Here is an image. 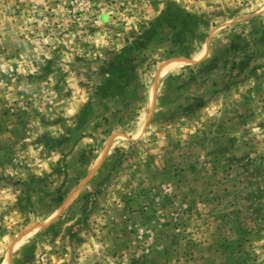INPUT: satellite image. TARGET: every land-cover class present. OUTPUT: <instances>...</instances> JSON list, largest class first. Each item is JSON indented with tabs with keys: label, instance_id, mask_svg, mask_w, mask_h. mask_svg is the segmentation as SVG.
<instances>
[{
	"label": "rangeland",
	"instance_id": "374dc122",
	"mask_svg": "<svg viewBox=\"0 0 264 264\" xmlns=\"http://www.w3.org/2000/svg\"><path fill=\"white\" fill-rule=\"evenodd\" d=\"M0 264H264V0H0Z\"/></svg>",
	"mask_w": 264,
	"mask_h": 264
}]
</instances>
